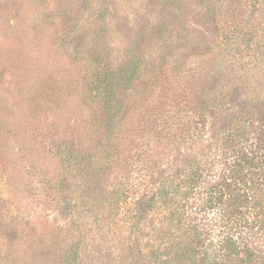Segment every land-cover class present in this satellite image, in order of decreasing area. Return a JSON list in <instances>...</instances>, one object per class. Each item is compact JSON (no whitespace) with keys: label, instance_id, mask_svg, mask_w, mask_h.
Wrapping results in <instances>:
<instances>
[{"label":"rangeland","instance_id":"374dc122","mask_svg":"<svg viewBox=\"0 0 264 264\" xmlns=\"http://www.w3.org/2000/svg\"><path fill=\"white\" fill-rule=\"evenodd\" d=\"M253 28L264 0H0V264H192L153 249L174 236L165 214L131 229L132 185L194 164L195 106L212 151L264 119ZM139 58L128 113L105 123L98 83Z\"/></svg>","mask_w":264,"mask_h":264},{"label":"trees","instance_id":"16d2710c","mask_svg":"<svg viewBox=\"0 0 264 264\" xmlns=\"http://www.w3.org/2000/svg\"><path fill=\"white\" fill-rule=\"evenodd\" d=\"M246 34L247 53H253L254 60L264 65V39L259 29ZM141 62L139 58L130 70L120 67L102 76L96 95L102 100L105 123L128 113L129 104L122 102L120 94L136 86ZM94 101L91 108L97 111ZM194 108V117L185 122L189 132L184 139L187 148L196 150L192 153L194 164L168 170L159 180L158 173L149 174L147 181L135 180L132 188L139 189V196L133 203L135 215L129 220L130 227L133 230L144 215L157 211L168 216L175 231L168 242L153 240L160 241L153 246L157 252L168 244L175 254L182 248L188 250L192 264H264V119L254 125L247 120L243 125L235 123L237 127L227 126L225 151L216 146L212 151L210 131L215 125L203 116L211 108ZM115 161L119 163V157ZM106 163L105 169H110L109 161ZM145 167L142 175L148 170Z\"/></svg>","mask_w":264,"mask_h":264}]
</instances>
